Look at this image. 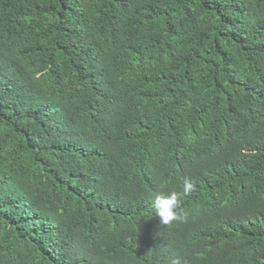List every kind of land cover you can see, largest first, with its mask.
I'll list each match as a JSON object with an SVG mask.
<instances>
[{"label": "trees", "instance_id": "trees-1", "mask_svg": "<svg viewBox=\"0 0 264 264\" xmlns=\"http://www.w3.org/2000/svg\"><path fill=\"white\" fill-rule=\"evenodd\" d=\"M0 264H264V0H0Z\"/></svg>", "mask_w": 264, "mask_h": 264}, {"label": "clouds", "instance_id": "clouds-1", "mask_svg": "<svg viewBox=\"0 0 264 264\" xmlns=\"http://www.w3.org/2000/svg\"><path fill=\"white\" fill-rule=\"evenodd\" d=\"M195 190L194 184L185 179L183 184V194L188 195ZM180 206L179 194L176 192L157 194L153 200V207L159 223L171 227L175 222H179L186 217L178 211Z\"/></svg>", "mask_w": 264, "mask_h": 264}]
</instances>
